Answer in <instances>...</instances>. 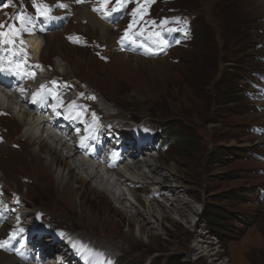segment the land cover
<instances>
[{"label": "rangeland", "instance_id": "374dc122", "mask_svg": "<svg viewBox=\"0 0 264 264\" xmlns=\"http://www.w3.org/2000/svg\"><path fill=\"white\" fill-rule=\"evenodd\" d=\"M41 1L44 4L47 0ZM167 4L168 0H127L113 11L117 3L110 2L112 17L120 22L122 38L127 31L134 45L151 49L147 57L123 55L127 59H122L114 49L111 62L104 64L88 50L69 46L58 34L55 47L43 58L46 63L60 65L62 73L76 75L91 85L109 104L108 110L124 115L123 120H129L128 116L141 123L149 120L154 126H163L167 133L180 128L190 136L186 140L181 134H170L165 151L155 154L150 163L154 166L159 161L166 169L175 170L179 179L173 180L178 183L171 184H180L184 192L180 199L193 212L183 218L171 206L173 201L158 198L159 204L148 203L144 193L146 215H132L134 206L131 208L129 201L118 202L113 193L98 190L94 180L91 184L74 181L65 186V180L73 175H85L76 169L69 174L62 163L53 165L47 149H39L38 145L34 146L35 154L27 158L35 166L26 160L25 167L41 181L23 188V194L36 207L56 213L54 221L59 227L77 235L87 234L102 248L118 255L122 264H149L161 255L158 264L168 257L174 264H264V199L256 197L258 189L264 190V63L259 59L264 57V49H250L253 43L237 46L232 42L235 23L240 19L246 20L254 45L264 41V3L176 0L171 8L193 16L196 41L189 49H177L174 59H156L150 22ZM149 14L154 18L149 20ZM81 30L105 43L103 32L88 26H81ZM114 34L108 43L115 44ZM249 71L258 72L262 80H252V91L242 90L245 79L251 78ZM228 94L233 103L227 105L224 100ZM18 118L29 121L24 113ZM4 122L14 127L7 119ZM29 123L22 122L32 133ZM221 148L224 151L220 153ZM34 168L38 173L43 170L45 178ZM140 173L149 180L171 185L162 182L159 173L151 172L150 167L129 176L138 181ZM147 187L149 192L153 190ZM164 206L167 214H162L171 218L161 220L159 208ZM111 236L126 239L136 250L150 255L142 259Z\"/></svg>", "mask_w": 264, "mask_h": 264}, {"label": "bare ground", "instance_id": "6f19581e", "mask_svg": "<svg viewBox=\"0 0 264 264\" xmlns=\"http://www.w3.org/2000/svg\"><path fill=\"white\" fill-rule=\"evenodd\" d=\"M52 2H55L56 0H51ZM68 2H72V0H66ZM1 4H5V2H2ZM0 4V5H1ZM8 9L6 10V12ZM0 15L5 19L6 13L0 10ZM75 16L79 18V20H86L88 21V27L89 28H94L95 31H102L104 33V41L106 44V55L109 56L111 55L112 52H110L113 49V46H108V40H111L114 38V34L110 30V27H106V25L102 24L100 21H98L93 15L87 12V10L82 7L79 8L78 10H75ZM58 34H51L48 35L44 42H43V50L41 53V57H43L45 54L50 53L52 49L55 47L56 43L58 42L57 40ZM27 43L30 46H34L36 49V54L38 56L39 53V45H36L34 43V40L30 38L27 40ZM112 44V43H111ZM0 46H3V51L0 52V64H5V63H10L9 59V54L11 53L9 49V44L5 43V39L3 37H0ZM68 46V45H67ZM71 46V45H69ZM73 47V46H71ZM77 47H75L76 49ZM72 49V48H71ZM80 49V48H78ZM93 49H98L94 47ZM1 50V47H0ZM77 50V49H76ZM84 50V49H80ZM121 55L120 58L122 59H127L126 57ZM98 59V58H97ZM96 59V60H97ZM98 61V60H97ZM141 62H149L145 60H141ZM60 66V65H59ZM70 77L72 78H78L76 75H70L67 74L64 79H69ZM5 79V78H4ZM48 79H53V76H46L43 81H48ZM11 80V79H10ZM2 79H0L1 83ZM59 83H61L59 81ZM75 88V84L73 82H69L68 86L65 88L64 91H60L58 89L53 91V95H55L52 99L49 100L47 103V108L52 110L53 112L60 111L63 117L61 115H56L54 114V125L58 127L60 130V133L63 135V137L66 139L67 142H61L62 145L64 144V150H74L76 156H86L89 157L87 154V146L89 143H95L96 149H99V151H95L91 156L89 161H84V162H77L74 157L70 159H66L63 156V153L59 151L58 148H56L54 145H50L46 139L41 135V133H45L44 129L42 126L39 124L38 119H34V117L30 114H26V118H29V122L27 119L19 121L16 120L14 127L11 128L9 123H5L4 120L1 118L2 117V111H0V243L7 242L4 248H0V264H26V260L23 258L17 257L15 255H12L10 253V248L15 242H18L21 240L22 235L16 236L12 238L11 240H4V238L7 236V229H8V223L7 220L10 218V215L12 213V208L10 207V204L8 203L9 201L14 202L16 205H25L26 207H29L32 209V212H30L27 217H34L36 216L38 220L41 222L43 220V217L45 215L46 209L39 208L40 210H36V212H33L36 208V204L32 201H29L25 194H23L22 189L24 187H31L32 182L36 179L35 178V172L27 169L25 167V163H27V158L35 154L34 146H39V149H41L43 146L45 147L46 154H48V157L51 159V162L53 165L62 163L65 164L67 167V171L69 174H73L74 170H80L84 177H82L81 174H78L76 178L73 177L70 178L69 180H65V186H71L72 182H79L81 185H86V184H91L94 180L96 184V188L100 191L101 189L108 190L110 193H113L118 202H126L129 201L131 202L130 207L132 208L134 206V210L131 211L132 215H140L141 213L143 214L144 212L147 213L145 208L143 207V197H141L138 194V191L132 192H121L119 195V191H115L112 187H109L108 189V182L105 180V178L100 175V173L97 172V169L94 166L93 161L96 160H102L105 162L104 158L102 157V152L100 151V148L103 143H110L113 140L118 141V146L114 147V151L117 150L118 148L123 149L124 153H129L127 152L129 149V142L131 140V135L130 134H121L116 128H113L111 131L108 128L107 124L103 125H97L94 119H89L84 111H81L77 116H74L75 110L80 108L81 105H76L75 107H68L65 105L63 107V110H60L58 107L57 103L65 101V104L73 103L76 102L77 100L81 98H85V96L81 93H69L71 90ZM98 88V87H97ZM12 89V88H11ZM93 90L97 91L96 89L93 88ZM65 93V94H62ZM44 98L49 99V95L45 92L43 94ZM99 99H102L100 97ZM6 100V99H5ZM26 105H28L29 109L31 111H38V112H44L45 109L38 107V104L31 105L28 101L25 102ZM7 113H10V110L6 111ZM22 122L29 123V125L32 126V128H35L36 125L39 127V133L32 132L28 133V128H25L22 124ZM51 123L50 125L53 126ZM150 122L147 121L142 125V129L148 130ZM81 128L83 127V131L81 132V135L84 138V142L78 141L74 136H73V130L77 127ZM28 126V125H27ZM25 130V134L21 135L22 131ZM28 133V134H27ZM149 132H147V135ZM19 135V138L16 139V136ZM53 138V137H52ZM54 142L57 144L56 140ZM145 143L149 145L150 143L148 140H145ZM63 152V151H62ZM37 154V153H36ZM60 154V155H59ZM149 153H145L143 159L141 160H135V167L130 169V173L136 172L139 173L142 171L143 167H150L151 172H158L159 176L162 177V182L166 183H178L174 182L173 178L179 179L175 170L174 169H166L164 165L159 164V161H156V164L154 166H151L150 159L153 157L148 158ZM39 156V155H38ZM160 157V156H159ZM64 158V159H63ZM160 159V158H159ZM27 160V161H26ZM66 160H70L71 163H67ZM33 167L35 166V163L28 161ZM120 165L122 166L123 163L121 160L117 159L112 162L111 167L114 165ZM36 170V168H34ZM51 169V168H50ZM43 170H41L40 173L36 170V172L41 176L44 177L45 175L42 174ZM79 171V172H80ZM80 172V173H81ZM47 174V173H46ZM157 174V173H156ZM176 175V176H175ZM131 176V175H130ZM168 176L171 177L172 179H168ZM52 177V176H51ZM50 177V178H51ZM141 181L139 183H142L143 185L141 186L142 191H144L145 186H149L150 188H153L154 190H151L150 195L146 198V201L148 203H157L159 204V199H156V194L159 192L161 193V199L165 198V200L168 202L173 201L171 206L175 209L176 213L182 216L183 218H187L186 214L187 213H192L193 209L192 207L185 202L184 200H181L182 196L184 194L182 187L179 185H162L158 181H153L149 180V178H146L144 173H140ZM45 178V177H44ZM37 179H40L39 177ZM61 180V179H60ZM41 181V179H40ZM114 186L115 187H120L124 188L126 191V185L122 183V180L119 179L117 181H114ZM112 194V195H113ZM125 199L124 197L127 196ZM83 196L80 195V198ZM133 198V201L131 199ZM173 198L171 200V198ZM181 198V199H180ZM178 199V200H176ZM161 201V200H160ZM168 202V203H169ZM137 205V206H135ZM143 208L144 210H141ZM167 207L164 206L162 209L159 208V212H161L160 219H169L171 218L170 215H163L162 212H166ZM150 206L148 209V214L151 215L150 213ZM145 214V213H144ZM167 214V212H166ZM131 215V216H132ZM146 215V214H145ZM2 224V226H1ZM142 224V222H141ZM148 224V222H146ZM150 225V224H149ZM143 230V229H142ZM142 232V231H141ZM115 240H119L123 242V245H127L130 250H134L139 254V256L142 259H146L150 254H147L145 252L136 250L135 247L126 239H123L121 237H115L111 236ZM89 237L87 234H79L78 235V243L77 245H87V248L91 252H95L96 248H101V253L104 252V248L100 246L98 243L99 242H94L95 240ZM50 238H48L47 241H49ZM92 244L93 248L90 249L89 245ZM121 248V247H120ZM208 249H211L208 247ZM33 254H35V250L33 251ZM37 255V254H36ZM218 255V254H216ZM72 264V261H69Z\"/></svg>", "mask_w": 264, "mask_h": 264}, {"label": "trees", "instance_id": "16d2710c", "mask_svg": "<svg viewBox=\"0 0 264 264\" xmlns=\"http://www.w3.org/2000/svg\"><path fill=\"white\" fill-rule=\"evenodd\" d=\"M246 20H244V19H240L239 21H236V23H235V27H234V29H235V32L233 33V40H232V42L234 43V44H236L237 46H238V43H241V44H243V45H247V44H250V43H253V45L250 47V49H252L253 47H254V40H253V38H252V34L249 32V31H247V28H246ZM234 79H236V78H234ZM221 80H223V78L221 79ZM229 95V94H228ZM227 95V96H228ZM229 98H225V100H224V102H226V104L228 105V104H231V103H233V101H232V99H231V96L229 95L228 96ZM218 104V103H217ZM218 106H219V104H218ZM179 131V130H178ZM178 134H181L182 135V137H183V139H188L189 140V137L190 136H188L187 134H185V133H183V131H181V129H180V131L179 132H177ZM187 142V141H186ZM224 151V149H219V152L221 153V152H223ZM220 153L218 154V155H216V156H219L220 155ZM224 153H227V152H224ZM230 154H233V151H231V153ZM215 156V155H214ZM215 156V157H216ZM213 157V156H212ZM213 159H214V157H213ZM217 233V232H216ZM167 264H174L173 262H172V258L171 259H169L168 261H167Z\"/></svg>", "mask_w": 264, "mask_h": 264}, {"label": "snow or ice", "instance_id": "6c2138e0", "mask_svg": "<svg viewBox=\"0 0 264 264\" xmlns=\"http://www.w3.org/2000/svg\"><path fill=\"white\" fill-rule=\"evenodd\" d=\"M77 2H82V0H77ZM104 4L107 5L109 0H103ZM149 2H151V0H149ZM116 3H117V7L113 9V11H118L119 10V7L120 6H123L124 4L127 3V0H116ZM63 7H67L66 5H62ZM99 10V9H97ZM47 18H52L54 19V17H47ZM18 19H20L21 21H23L24 23H27L28 21L25 20V18L23 17V15L21 14ZM0 27H3V25H0ZM129 28H131V25L129 26ZM26 30V29H25ZM5 35H8V33H4V32H0V36H5ZM153 36L155 37H159L160 36V33H153ZM124 39H132V37L129 35V33L126 31L125 33V37ZM132 42L135 43V40H133ZM5 43H11V41H5ZM160 43L161 44H166V41H163L162 39L160 40ZM140 46H144L143 44H141ZM149 51H151V49H148ZM0 71H4L3 68H0ZM19 74V73H17ZM21 231H23V229H21ZM7 244V242H3V243H0V248H4L5 245Z\"/></svg>", "mask_w": 264, "mask_h": 264}]
</instances>
